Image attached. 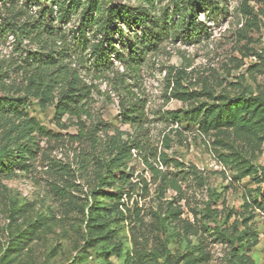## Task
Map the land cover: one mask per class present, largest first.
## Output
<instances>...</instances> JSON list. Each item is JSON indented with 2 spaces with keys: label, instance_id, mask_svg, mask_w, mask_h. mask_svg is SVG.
I'll list each match as a JSON object with an SVG mask.
<instances>
[{
  "label": "rangeland",
  "instance_id": "1",
  "mask_svg": "<svg viewBox=\"0 0 264 264\" xmlns=\"http://www.w3.org/2000/svg\"><path fill=\"white\" fill-rule=\"evenodd\" d=\"M216 1L222 9L197 15L207 25L199 38L186 42L167 36L156 46L146 44L131 71L116 57L128 52L122 37L114 36L110 69L97 66L73 38L78 14L67 24L58 22L48 0L53 25L62 26L72 44L71 65L90 86L89 110L58 121L52 104L31 97L21 119L11 117L5 124L0 118V148L15 149L23 118L36 120L47 132L29 136L36 153L23 160L27 166L0 172V264H264V215L253 205L264 183L240 168L251 165L261 174L264 139L231 129L203 133L194 123L165 115L209 102V94L264 93V0ZM13 3L11 20L31 27L27 22L38 18L41 5ZM153 7L154 16L177 17L169 0H155ZM125 32L131 39L142 36L138 27ZM26 35L0 33V96L25 94L26 54L48 47L60 53V32L42 42ZM125 87L144 101L154 170L132 149L125 168L132 185H108L110 174L95 157L108 156L110 135L120 133L125 140L135 133L120 114ZM177 93L188 98L180 100ZM230 151L241 156V166L224 162ZM161 155L180 165L162 164ZM99 174L107 176L106 184H99ZM107 191L118 197L110 199ZM92 201L97 210L93 226L86 228Z\"/></svg>",
  "mask_w": 264,
  "mask_h": 264
},
{
  "label": "trees",
  "instance_id": "2",
  "mask_svg": "<svg viewBox=\"0 0 264 264\" xmlns=\"http://www.w3.org/2000/svg\"><path fill=\"white\" fill-rule=\"evenodd\" d=\"M50 1L56 8L55 19H58V22L67 24L74 15L78 14L77 25L75 24L72 32L73 38L81 50L91 55L97 66L106 70H109L112 65L109 59L110 50L116 34L124 39L128 49L127 55L124 52L121 54L117 52V59L122 65L135 71V67L142 59L141 55L146 44L156 46L167 36L184 41L192 40L191 36L199 38L207 25L197 20L198 13L205 11L214 13L221 8L216 0H169L172 4V13L177 16L175 20L170 21L165 14L162 18L153 15L155 0ZM37 2L41 5L39 16L32 22H27L31 26L27 28L26 23L18 25V22L11 20L15 15L9 12L13 7V0H0V33L20 31L26 33V37L42 42L43 36H54L60 32V40H62L60 53H57L53 47H48L44 52L34 51L26 54L24 57L26 69L21 67L27 73L25 90L22 89L25 94L14 97L10 92L0 96V118L6 121L5 124L11 117L21 119L25 115L24 105L31 97L52 104L54 116L58 121H61L66 114L81 116L86 115L89 110L90 86L83 82L77 68L71 65L70 52L73 47L71 48L72 44L67 41V33L62 26L53 25L51 18L53 7L47 6L48 0H37ZM3 9L8 13H2ZM245 13L252 14V11L245 10ZM136 27L142 32V36L140 39L139 37L131 39L125 30L132 31ZM125 88L126 95L119 97L120 114L124 122L134 128L135 133L125 140L120 138V133L110 135L105 149L108 156L95 157L97 162L102 160L98 166L110 174L112 181L110 180L108 185H112L114 181L123 183L129 181L128 185H132L129 180L130 173L125 171L128 162L132 159V149L141 154L148 166L154 170L148 160L154 152L144 127L146 121L144 101L135 97L128 87ZM20 91L21 89H16V92ZM176 96L180 100L188 98L178 93ZM209 98L211 99L209 102L199 103L190 109L168 110L165 115L168 119L180 124L194 123L203 133L231 129L239 136L264 139V93L256 95L241 93L233 96L209 94ZM22 122L18 127L17 138L14 140L15 149L10 150L4 146L0 148V172L10 171L15 164L27 166L23 160L30 159L36 153L35 139L29 136H32L34 132L47 134L36 120L23 118ZM60 125L62 126L61 123ZM159 157L164 165L170 162H173L176 167L180 165L178 161L168 159L166 155ZM222 158L224 162H233L238 167L243 163L241 156L233 151L223 155ZM189 167L192 173H200L194 165ZM240 168H243L242 172L255 176L257 182L264 183V170L258 176L257 169L251 165H243ZM106 178L107 176L99 174V184H106ZM105 194L110 199L118 197L113 191H107ZM259 197V200L253 199V205L264 215V188ZM96 208L92 201L87 209L86 228L93 226V214ZM97 214L100 213L97 212ZM94 232L95 230L91 231V233Z\"/></svg>",
  "mask_w": 264,
  "mask_h": 264
}]
</instances>
